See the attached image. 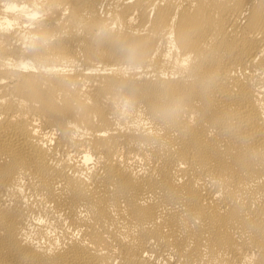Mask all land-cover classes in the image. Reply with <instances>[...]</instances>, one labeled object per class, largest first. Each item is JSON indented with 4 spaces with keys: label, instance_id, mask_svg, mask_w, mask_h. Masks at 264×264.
<instances>
[{
    "label": "bare ground",
    "instance_id": "obj_1",
    "mask_svg": "<svg viewBox=\"0 0 264 264\" xmlns=\"http://www.w3.org/2000/svg\"><path fill=\"white\" fill-rule=\"evenodd\" d=\"M0 264H264V0H0Z\"/></svg>",
    "mask_w": 264,
    "mask_h": 264
},
{
    "label": "clouds",
    "instance_id": "obj_2",
    "mask_svg": "<svg viewBox=\"0 0 264 264\" xmlns=\"http://www.w3.org/2000/svg\"><path fill=\"white\" fill-rule=\"evenodd\" d=\"M8 10H10V11H11V10H15V9L13 8V9H8Z\"/></svg>",
    "mask_w": 264,
    "mask_h": 264
}]
</instances>
